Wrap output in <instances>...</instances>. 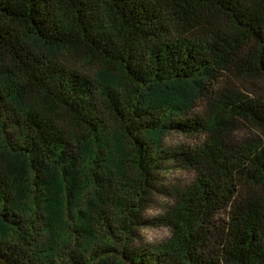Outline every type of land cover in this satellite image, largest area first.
I'll list each match as a JSON object with an SVG mask.
<instances>
[{
	"label": "trees",
	"instance_id": "1",
	"mask_svg": "<svg viewBox=\"0 0 264 264\" xmlns=\"http://www.w3.org/2000/svg\"><path fill=\"white\" fill-rule=\"evenodd\" d=\"M0 264H264V0H0Z\"/></svg>",
	"mask_w": 264,
	"mask_h": 264
},
{
	"label": "rangeland",
	"instance_id": "2",
	"mask_svg": "<svg viewBox=\"0 0 264 264\" xmlns=\"http://www.w3.org/2000/svg\"><path fill=\"white\" fill-rule=\"evenodd\" d=\"M194 140V137H187V136H183L179 133H170V134H166L164 136L163 139V144L166 147H173V146H177V145H186V144H190L192 143ZM187 175L186 172H183L182 170L179 169H171L170 170V174L168 175L169 179H173V178H184ZM167 177V176H166ZM156 205H152L150 206L147 210H146V215L147 216H152L156 213ZM167 234V230L162 227V226H146V227H142L141 231H140V236L142 238L143 241L147 242V243H153L156 242L160 239H162L164 236H166Z\"/></svg>",
	"mask_w": 264,
	"mask_h": 264
}]
</instances>
